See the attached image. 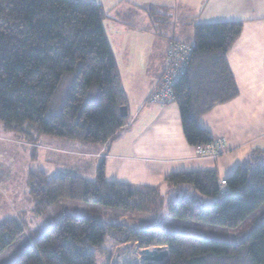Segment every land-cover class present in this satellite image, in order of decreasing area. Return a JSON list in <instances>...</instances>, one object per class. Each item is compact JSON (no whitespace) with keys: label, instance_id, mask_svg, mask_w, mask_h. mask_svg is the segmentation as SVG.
<instances>
[{"label":"trees","instance_id":"trees-1","mask_svg":"<svg viewBox=\"0 0 264 264\" xmlns=\"http://www.w3.org/2000/svg\"><path fill=\"white\" fill-rule=\"evenodd\" d=\"M104 16L102 6L90 0H0V123L6 131L25 138L32 148L41 135L102 147L128 124V115L120 111L127 107V96L104 31ZM242 25L241 20H190L183 23L191 30L185 38L167 34L159 78L170 43L191 48L169 100L179 108L189 145L212 141L199 117L238 94L226 56ZM66 83L63 97L59 90ZM104 166L102 158L92 180L73 170L50 174L29 169L30 210L43 214L61 199H75L109 208L116 221L63 211L34 239L25 216L16 212L0 220V254L21 239L28 244L10 264H97L98 257L115 264L117 247L125 244L137 251L166 248L168 256L150 264H264V220L241 240L226 242L138 226L127 221L129 215L124 217L160 215L168 202L170 218L236 227L264 203V150L238 164L224 185L215 170H181L166 175L164 190L160 185L135 186L108 180ZM190 191L214 201L202 207Z\"/></svg>","mask_w":264,"mask_h":264},{"label":"crops","instance_id":"crops-1","mask_svg":"<svg viewBox=\"0 0 264 264\" xmlns=\"http://www.w3.org/2000/svg\"><path fill=\"white\" fill-rule=\"evenodd\" d=\"M90 1L102 6L105 14L103 21H111V24L121 18L120 13L124 17L133 16L134 22L135 9L142 10V3L149 8L152 5L161 7L155 16L163 14L167 19L169 17L168 23L172 24L176 17L182 20V26L190 20L200 23L241 20V34L226 56L238 94L228 102L214 105L210 112L199 117L200 127L207 129L211 138L221 137L225 140L223 154L213 158L199 157L195 146L185 141L175 101L165 104L148 102L147 98L154 90L161 70L147 84L141 85L142 82L137 79L135 88L139 89L138 95L126 97L128 124L112 141L102 147L79 143L72 148H67L68 142L63 141L66 147L63 144L54 147L57 152L55 156L66 162L72 161L74 170H70L92 180L98 163L104 158L108 180L127 181L135 186H164L166 175L181 170H215L219 179L224 180L252 152L264 150V0ZM154 1L159 2L155 4ZM120 5H123L121 10L118 9ZM149 20L153 21L154 15L151 14ZM164 31L168 35H176L175 29H169V26ZM164 54L163 66L166 59ZM47 141L45 146H51L50 136H47ZM43 155L45 158L52 157L53 150L46 148ZM15 212L23 214V211ZM33 215L34 219L42 221L44 214Z\"/></svg>","mask_w":264,"mask_h":264},{"label":"rangeland","instance_id":"rangeland-1","mask_svg":"<svg viewBox=\"0 0 264 264\" xmlns=\"http://www.w3.org/2000/svg\"><path fill=\"white\" fill-rule=\"evenodd\" d=\"M154 2L158 4L159 1ZM145 5L144 3L140 4L143 8L142 10L135 9L137 13L135 14L134 22L132 20L133 16L124 17L122 13H120V19L112 22L114 24H111V21H103L105 34L112 45L116 66L119 69L120 78H122L123 89L126 91V96L130 98H133L131 97L132 95L137 96L139 93V89L135 88L137 79H139L140 83L142 82L141 85L147 84V82L149 83L154 79V75H157L163 66L164 53L168 45L167 33L164 29L168 26L169 29H175L176 36L182 39L191 31L187 26L180 25L182 20L176 17L173 19V24H176L174 27H171L172 23H168L169 17L167 19L163 14L157 17L154 15V20H149L151 10L148 5ZM122 6L120 5L118 9L121 10ZM151 8L161 10V7L156 5H152ZM68 88L69 83L62 84L59 92H63V97H65ZM63 141L61 138L51 137L49 144L52 147L49 145L45 146L44 143L48 142L47 135H41L39 143L35 144L40 148H32V143L26 145L24 143L25 138L6 131L2 127V123H0V220L5 217H15L16 210L23 211L26 222H28L27 231L30 233L34 231L31 233L34 239L48 229L51 226L50 224L59 218L63 211L69 214L95 217L104 221L117 220L114 212L109 211V208L106 209L95 203L92 204L75 199H61L57 204L49 208L46 213H43L42 221L34 219L35 215L30 210L33 204L29 193V182H27L28 170L41 168L50 174L59 170H74V165L71 164L72 161L66 162L59 156H55L57 152L54 147L62 144V146H65L66 143ZM75 144L79 145L78 142L68 141L66 146L67 148H72ZM46 148L53 150L52 157H44L43 154L46 152ZM161 187L163 190L165 189L163 185ZM189 194H194L196 201L200 202L202 207L214 201V198L203 196L198 192L192 193L190 191ZM179 196L180 194L172 195V201L179 199ZM167 206L168 202L163 205L160 215L147 216L140 213H127L124 217L129 215V220L127 221L138 226L155 227L160 231H175L193 237L218 239L226 242L241 240L264 220V203L249 213L248 217L236 227H224L189 219L170 218L167 216ZM27 244L28 241L24 242L21 239H17L16 242L6 248V251L0 254V264H10ZM127 247L126 244L117 247L115 264H140L142 259L139 251L135 248L128 249ZM97 264H105V259L98 257Z\"/></svg>","mask_w":264,"mask_h":264},{"label":"built area","instance_id":"built-area-1","mask_svg":"<svg viewBox=\"0 0 264 264\" xmlns=\"http://www.w3.org/2000/svg\"><path fill=\"white\" fill-rule=\"evenodd\" d=\"M191 48L183 42L170 43L168 46V60L165 71L159 78L154 90L148 96V102L151 104L159 103L165 104L171 97L172 83L176 74H182L187 66V62L191 55ZM225 140L221 137H214L212 141H209L202 145L195 146L196 152L199 157H217L222 154ZM222 185L225 184L224 180H221Z\"/></svg>","mask_w":264,"mask_h":264},{"label":"water","instance_id":"water-1","mask_svg":"<svg viewBox=\"0 0 264 264\" xmlns=\"http://www.w3.org/2000/svg\"><path fill=\"white\" fill-rule=\"evenodd\" d=\"M121 114L126 116V106L120 108ZM143 264H150L151 262H160L168 256L167 250L164 247L141 248L139 251Z\"/></svg>","mask_w":264,"mask_h":264}]
</instances>
